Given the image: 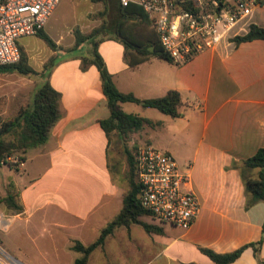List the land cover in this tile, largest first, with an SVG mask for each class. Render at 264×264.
<instances>
[{
    "label": "crops",
    "instance_id": "1",
    "mask_svg": "<svg viewBox=\"0 0 264 264\" xmlns=\"http://www.w3.org/2000/svg\"><path fill=\"white\" fill-rule=\"evenodd\" d=\"M251 23L264 28V3L239 21L217 48L178 65L149 57L130 67L119 39L110 37L98 44L119 91L141 99L160 97L168 90L179 92L178 117L136 103L132 107V102L121 107L157 123L143 127V145L168 151L174 158L183 155L186 160L176 161L191 165L200 211L186 230L159 224L162 233L143 229L145 234L135 238L132 231L137 224H131L124 227L129 248L108 250L107 239L123 226L118 227L90 253L86 264H210L199 247L224 253L260 238L264 204L257 201L244 207L238 166L264 147V39L230 41L246 33ZM82 58H62L52 67L48 82L60 93L59 117L45 143L25 154L23 166L30 163L33 172L27 184L17 185L23 210L13 216L42 212L52 226L68 229L74 241L86 245L119 212L126 189L115 181L110 162L116 132L106 134L99 124L109 115L99 71L95 65L82 69ZM241 170L249 176L256 173ZM74 241L65 249L70 250ZM258 256L264 259V239ZM229 264H257V258L246 247Z\"/></svg>",
    "mask_w": 264,
    "mask_h": 264
},
{
    "label": "trees",
    "instance_id": "2",
    "mask_svg": "<svg viewBox=\"0 0 264 264\" xmlns=\"http://www.w3.org/2000/svg\"><path fill=\"white\" fill-rule=\"evenodd\" d=\"M101 2L103 10L102 22L92 28L89 32L74 31V45L76 48L81 43L91 42V56L82 58V69L89 65H95L101 78L102 93L106 99L109 111L108 117L99 120L101 128L106 134L115 131L122 139L124 136L142 129L144 126H155L157 123L141 117L134 113L125 112L121 103L132 102L143 107L155 108L158 111L171 117L179 116L181 105L180 94L176 90H168L160 97L141 99L132 93H124L117 89L111 74L107 71L103 59L98 53V44L107 38L114 37L121 41L124 46L125 60L130 67L147 60L149 57H158L170 61L168 55L162 50L158 43L157 33L151 25L147 14L135 4L122 6L119 0H91ZM36 36L41 38L52 50H56L55 41L45 32L40 30ZM253 39H264V28L251 23L246 33L234 35L230 41L235 44L250 41ZM20 59L13 64H0V73L17 72L21 75H44L46 68L37 72L29 64L26 50L19 44ZM52 64L51 66H53ZM49 68V67H48ZM60 93L54 89L48 81H45L34 92L31 102L21 107L17 114L0 120V165L5 164L10 168L18 169L8 160L16 156L20 162L25 160V154L30 148L45 143L49 130L59 117ZM126 156L127 171L125 178L128 188L124 193L122 207L115 217L109 221L99 232V236L89 244H82L74 241L72 249L82 254V257L75 260V264H86L90 253L97 247L104 244L105 239L118 227L128 228L131 224L140 225L147 233H162L158 225L147 223L141 219L142 216H150L148 210L142 207L138 193L139 184L136 178L135 154L127 147L123 148ZM240 177L244 185L245 208H249L257 201L264 204V147L241 161ZM242 168L256 169L253 176L243 174ZM19 193L15 185L10 182L2 201L5 206L12 209L14 213H20L23 206L19 201ZM264 239V219L261 227V236L255 242L244 244L232 251L218 253L212 249L199 247L200 251L206 254L211 260L210 264H229L236 260L246 247H251L257 264H264V259L259 258L258 253ZM183 264H197L194 262Z\"/></svg>",
    "mask_w": 264,
    "mask_h": 264
},
{
    "label": "built area",
    "instance_id": "3",
    "mask_svg": "<svg viewBox=\"0 0 264 264\" xmlns=\"http://www.w3.org/2000/svg\"><path fill=\"white\" fill-rule=\"evenodd\" d=\"M60 0H0V64L20 59L19 38L36 35ZM145 12L158 43L174 64H182L227 39L236 24L264 0H119ZM231 38V37H230ZM8 160L23 165L13 156ZM191 165L181 166L173 155L151 145L135 155L138 197L143 208L161 224L188 229L200 211L193 189ZM1 217V216H0ZM0 264H23L0 246Z\"/></svg>",
    "mask_w": 264,
    "mask_h": 264
},
{
    "label": "rangeland",
    "instance_id": "4",
    "mask_svg": "<svg viewBox=\"0 0 264 264\" xmlns=\"http://www.w3.org/2000/svg\"><path fill=\"white\" fill-rule=\"evenodd\" d=\"M102 10L101 2L60 0L44 26L45 32L55 41L59 49L52 50L36 35L19 38V44L26 50L29 64L33 69L41 72L46 68V71L44 75L33 74L30 76L17 72L0 73V120L17 114L21 107L31 102L34 92L42 83L48 81L52 64L62 58L80 55L81 57L91 56V42H84L74 49L71 48L74 45V31L79 30L85 33L98 26L104 19L100 14ZM56 51L59 54L55 55ZM65 70L67 72L68 68H64L62 71L65 72ZM130 104L132 107L135 106L134 103ZM124 110L125 112L131 111L129 108H124ZM153 111L157 112L156 109ZM144 134L145 128L130 133L122 139L113 133L114 152L110 159L112 171L115 181L126 190L128 188L125 178L127 162L123 148L127 147L135 154L140 146H144V143H141ZM174 156L178 162L186 160L183 159V155L180 158L179 155L174 154ZM13 157L17 160L16 156ZM11 164L16 165L18 169L15 170L5 164L0 165V246L7 254L24 264H69L70 259L75 264V260L81 258L82 254L72 248V250L65 249L74 241L69 235L71 232L68 229L52 226L51 218L42 217V212L31 216H13L14 211L3 203L2 199L10 182L15 185V189L18 191V188L27 184L32 177L33 171H31L30 163L27 162L24 166H20L19 163L11 161ZM141 219L147 223L161 224L151 216H142ZM124 230V227L117 229V233L107 239L105 248L108 250L119 247L129 248L131 243L126 239ZM138 233L145 234L140 225L134 227L132 235L136 238ZM91 235L95 237L98 235V231L92 232ZM88 241L90 240H86V242Z\"/></svg>",
    "mask_w": 264,
    "mask_h": 264
}]
</instances>
